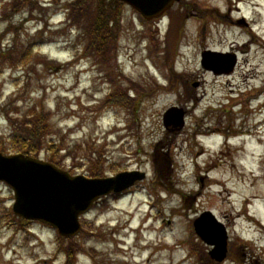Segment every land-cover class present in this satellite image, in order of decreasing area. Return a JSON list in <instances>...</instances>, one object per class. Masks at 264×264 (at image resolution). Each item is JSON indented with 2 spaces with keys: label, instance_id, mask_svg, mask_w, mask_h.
Instances as JSON below:
<instances>
[{
  "label": "rangeland",
  "instance_id": "1",
  "mask_svg": "<svg viewBox=\"0 0 264 264\" xmlns=\"http://www.w3.org/2000/svg\"><path fill=\"white\" fill-rule=\"evenodd\" d=\"M66 1L52 4L47 15L25 8L0 21V45L6 51L0 52V145L10 151L4 110L24 113L40 104L51 112L53 133L47 141L54 142L42 159L52 156L74 175L86 174L84 167L74 166L81 158L93 159L84 155L85 142L104 148L105 175L129 168L140 169L147 178L119 200L92 208L81 217V235L70 239L16 216L14 193L0 182V264H199L200 250L209 258L203 264H212L209 248L192 226L205 211L222 221L229 235L228 259L213 264H264V0H187L193 12L183 21L173 49L180 53L176 69L183 74L173 81L176 89L157 90L130 113L100 108L110 86L98 78L105 69L81 71L92 64L88 58L86 64L81 61L83 46L77 40L82 32L65 27L61 12ZM11 2L0 0V17ZM255 4L261 6L260 14ZM52 13L48 28L41 20ZM123 15L116 38L123 73L137 82L167 84L166 70L152 58L164 51L170 18L157 23L159 44L150 49L146 33L153 25L142 24L127 6ZM224 15L229 20L218 17ZM29 16L35 19L25 21ZM242 16L248 27L231 22ZM207 49L235 53L234 70L217 75L202 67ZM27 53L30 57L22 56ZM197 82L199 89L193 87ZM253 91L254 96H246ZM252 98L256 100L250 102ZM174 107L189 109L182 134L173 125L163 126L164 113ZM118 111L122 125H129L109 137L120 122ZM225 134L232 139L227 141ZM156 144L167 145L174 169L158 163ZM61 148L67 149L68 159L61 157Z\"/></svg>",
  "mask_w": 264,
  "mask_h": 264
},
{
  "label": "water",
  "instance_id": "2",
  "mask_svg": "<svg viewBox=\"0 0 264 264\" xmlns=\"http://www.w3.org/2000/svg\"><path fill=\"white\" fill-rule=\"evenodd\" d=\"M131 5L147 20L163 16L178 0H121ZM212 53L203 54V66L214 71L233 70L234 58L219 69L220 64ZM183 110L172 108L164 115L166 127L183 125ZM144 173L125 172L113 178H87L72 176L52 163L24 154L0 153V181L15 193L14 212L26 219L47 223L58 229L60 235L74 236L81 229L79 216L88 212L102 196L120 192ZM211 212L203 213L194 222L199 238L213 246L210 256L218 262L227 256V232L224 225ZM206 218V219H205ZM204 219L207 221L204 222Z\"/></svg>",
  "mask_w": 264,
  "mask_h": 264
},
{
  "label": "trees",
  "instance_id": "3",
  "mask_svg": "<svg viewBox=\"0 0 264 264\" xmlns=\"http://www.w3.org/2000/svg\"><path fill=\"white\" fill-rule=\"evenodd\" d=\"M89 2L90 0H77L66 6L70 12L68 17L72 21V24L70 23L69 26H76V29L82 32L79 38H82L81 40L84 46L83 54L85 57L92 58L95 62L101 63L108 69L109 65H112L111 67L113 68L115 64L113 50H115L116 38L122 30V25L120 24L123 22L124 5L118 0H92L91 3ZM35 7L44 10V8L42 9L39 7V3L34 0H13L10 3L9 10L5 11L0 19L5 20L9 18L12 12H17L19 9L28 8L30 9V12L33 13ZM188 7L189 6L185 4L176 5V7L167 12V15L170 18V24H168L169 27L165 38L166 45L164 47V62L167 63V66L170 69L171 86L170 88L167 87L169 91L174 90L177 87V82L176 85L173 84V81H176V76L173 74L172 64H174V60L177 56V52H173V49L175 48L176 42L179 41L177 38L181 36L180 31L181 29L183 30V21L186 19L187 14L185 13V10L188 9ZM147 37L151 41L150 44H152L153 47H156V45L159 44L154 29L150 28ZM160 51L162 50L160 49ZM0 52H6L1 45ZM28 55L29 53L23 54L22 56L30 57ZM3 62L6 63V61ZM0 63H2V60H0ZM111 76L106 75V78L114 87V94H111L110 97L108 96L106 98L102 108H105L108 105L131 108L134 105V101L136 102L137 100H129L127 98L126 90L121 87V84H117L118 79L112 78ZM138 94L140 95V93ZM9 113L7 112V109L4 110V114L11 129V132L9 133L10 152L38 156L43 149H49L50 152L52 151V149L47 148L51 145L47 140L53 133V125L50 120L51 112L48 111L45 106L33 104L28 108V111L26 110L24 113H20L18 108L13 110V114L11 112ZM2 145H0V149L7 152L2 149ZM84 145H87L88 149L92 150V145L85 142ZM163 161L167 168H170V159L165 157L163 158ZM89 170L95 176H97V172H100V168L96 169L95 166L89 167ZM76 249L80 248H74V251H76ZM73 252H68V255L71 256ZM199 252V264H203L205 260H209L204 251L202 252L200 250ZM205 263L211 264L210 262Z\"/></svg>",
  "mask_w": 264,
  "mask_h": 264
},
{
  "label": "flooded vegetation",
  "instance_id": "4",
  "mask_svg": "<svg viewBox=\"0 0 264 264\" xmlns=\"http://www.w3.org/2000/svg\"><path fill=\"white\" fill-rule=\"evenodd\" d=\"M123 194H125V193H123ZM123 194H119V195H123ZM115 196V195H114Z\"/></svg>",
  "mask_w": 264,
  "mask_h": 264
},
{
  "label": "bare ground",
  "instance_id": "5",
  "mask_svg": "<svg viewBox=\"0 0 264 264\" xmlns=\"http://www.w3.org/2000/svg\"><path fill=\"white\" fill-rule=\"evenodd\" d=\"M241 1H243V0H241ZM218 165V164H217ZM218 184V183H217Z\"/></svg>",
  "mask_w": 264,
  "mask_h": 264
}]
</instances>
